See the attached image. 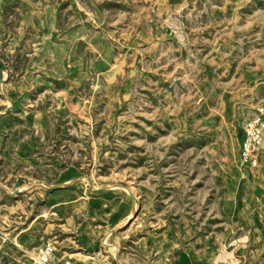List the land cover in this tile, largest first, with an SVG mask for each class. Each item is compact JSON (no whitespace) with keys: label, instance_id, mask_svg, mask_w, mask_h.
Returning <instances> with one entry per match:
<instances>
[{"label":"rangeland","instance_id":"1","mask_svg":"<svg viewBox=\"0 0 264 264\" xmlns=\"http://www.w3.org/2000/svg\"><path fill=\"white\" fill-rule=\"evenodd\" d=\"M259 107L264 0H0V264H264Z\"/></svg>","mask_w":264,"mask_h":264},{"label":"built area","instance_id":"2","mask_svg":"<svg viewBox=\"0 0 264 264\" xmlns=\"http://www.w3.org/2000/svg\"><path fill=\"white\" fill-rule=\"evenodd\" d=\"M264 137V109H256L253 117L242 126L238 141V160L243 167L255 169L259 165ZM51 249L46 248L44 255L49 256Z\"/></svg>","mask_w":264,"mask_h":264}]
</instances>
